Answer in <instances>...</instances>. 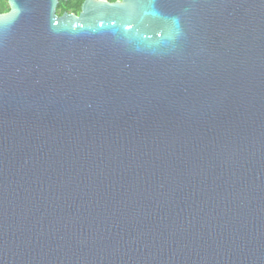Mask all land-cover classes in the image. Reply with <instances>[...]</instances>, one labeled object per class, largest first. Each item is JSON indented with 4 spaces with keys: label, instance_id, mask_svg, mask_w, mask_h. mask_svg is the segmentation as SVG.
<instances>
[{
    "label": "water",
    "instance_id": "95a60500",
    "mask_svg": "<svg viewBox=\"0 0 264 264\" xmlns=\"http://www.w3.org/2000/svg\"><path fill=\"white\" fill-rule=\"evenodd\" d=\"M6 0L0 264H264V0Z\"/></svg>",
    "mask_w": 264,
    "mask_h": 264
},
{
    "label": "trees",
    "instance_id": "16d2710c",
    "mask_svg": "<svg viewBox=\"0 0 264 264\" xmlns=\"http://www.w3.org/2000/svg\"><path fill=\"white\" fill-rule=\"evenodd\" d=\"M84 0H66V1H59L56 12L58 15L62 14L63 12L74 13L78 14L80 11V6ZM108 2H113L116 0H105ZM8 11V6L6 0H0V13H5Z\"/></svg>",
    "mask_w": 264,
    "mask_h": 264
}]
</instances>
